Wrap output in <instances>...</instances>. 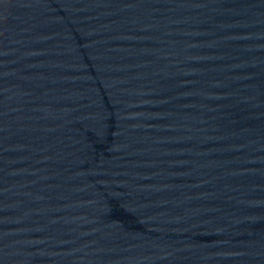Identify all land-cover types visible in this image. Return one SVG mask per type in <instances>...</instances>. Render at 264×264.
<instances>
[{
	"label": "water",
	"instance_id": "obj_1",
	"mask_svg": "<svg viewBox=\"0 0 264 264\" xmlns=\"http://www.w3.org/2000/svg\"><path fill=\"white\" fill-rule=\"evenodd\" d=\"M0 264H264V0H0Z\"/></svg>",
	"mask_w": 264,
	"mask_h": 264
}]
</instances>
